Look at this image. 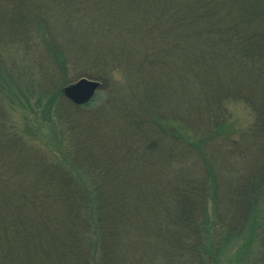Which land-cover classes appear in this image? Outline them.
Wrapping results in <instances>:
<instances>
[{
	"label": "trees",
	"instance_id": "16d2710c",
	"mask_svg": "<svg viewBox=\"0 0 264 264\" xmlns=\"http://www.w3.org/2000/svg\"><path fill=\"white\" fill-rule=\"evenodd\" d=\"M0 27L1 43L26 48L20 70L37 78L24 89L12 73L1 77L0 142L32 156L35 165L21 159L22 168L38 170L29 184L17 173L0 180V264H219L208 152L229 134L225 100L256 86L264 0H0ZM138 34L146 46L130 44ZM258 68L264 79V61ZM82 77L102 83L100 108L83 111L96 98L75 106L61 93ZM3 100L35 101V129L46 125L53 139L49 155L25 150ZM257 113L264 154L263 107ZM174 115L193 125L198 140L176 135L168 125ZM161 120L163 149L147 143ZM260 184L237 190L229 208L235 223L248 221ZM257 240L253 264H264V229Z\"/></svg>",
	"mask_w": 264,
	"mask_h": 264
},
{
	"label": "rangeland",
	"instance_id": "374dc122",
	"mask_svg": "<svg viewBox=\"0 0 264 264\" xmlns=\"http://www.w3.org/2000/svg\"><path fill=\"white\" fill-rule=\"evenodd\" d=\"M61 20L63 23L65 22L64 18H61ZM57 28L60 31V34L61 32H68L67 28L65 30L64 26L56 27V29ZM0 30L2 31L1 27ZM22 31L25 30L22 29ZM36 35L37 34L35 32H32V34H30V37L34 39L36 38ZM73 35H75V33ZM140 35L141 34H138V36H136L133 39L132 43L130 42V44H145L146 46V43H148V38ZM97 45L101 46L98 43ZM22 51H26V48H22L20 44L9 42L5 44L4 41L2 43L0 42V81H2L1 77L5 78L7 75H10L9 73H12L11 76H13V80L14 78L16 80L17 78H19L18 85H20L24 89L27 87L28 89H32V81L33 79L35 80L37 78H34L33 74L30 72V70L27 69L26 66L24 67V69H22V71L20 70V68L24 66L25 62V60L23 61L24 55ZM262 56L259 55L256 59V78L254 77L256 79H254V81L256 82V86L252 85L253 89L244 88L243 93L235 92L236 94H232L231 97L225 100L223 106L227 111V117L226 123H224L226 128L229 129V134L228 136H226L227 138L222 137L221 140L216 139V141H214L215 147H212L211 151L208 152V157H210L209 161L211 162L209 167L215 170L214 179H216L214 182V195H216V198L215 202H213V199H209L208 211L210 221L217 225V228L221 232V236L218 238V247L220 246L221 248L220 254H217L219 264H253L255 262L256 253L258 250V240L256 241V229H264V225L259 226L256 223V210L260 215V219L261 217L262 220L264 219V191L262 193V191L259 189V193L257 195L256 191L254 193V196L251 195L252 197H254V200H257V203L256 205H254V207H252L251 213L248 217V221H245V219H241L240 221L238 220V222L235 223L237 216H235V213L232 214V211H229V208H232L231 202L234 201L236 192L241 187V184L243 182H246V186L248 185L249 187H245L246 191L251 192V190L253 189L252 182H254L255 180L256 182L261 181L262 184H260L259 186L264 190V154L260 144L258 143L259 139H261L259 133L261 130H258L257 128L259 122L261 123L260 120H262L257 111H259V108L262 107L264 111V91L262 93L258 89L261 86H264V83L259 82V80L264 82V79H261L260 77L261 72L260 75H258V65L260 63L263 64L264 61V58ZM158 59L159 58L157 57V60ZM46 60H44V62H46ZM1 62H3V64ZM245 71H247V69H244V72ZM119 74L124 77V74H122L121 72ZM157 74H159V72H157ZM244 77L249 82V78L246 76ZM44 78L46 79L45 75L43 74L42 79ZM77 80L73 81L72 83L76 82ZM122 85L124 86V84ZM63 88L64 86L61 89L62 94ZM249 92L251 95H249ZM31 93H34V91L32 90ZM104 95V90L100 88L95 93L94 98L96 99L93 105H91V107H88L87 109H84L83 111H87L88 109L91 110L94 107L100 108L105 99L103 98ZM160 101L162 100L160 99ZM33 103H35L34 100L29 101L27 106H23L18 102L3 100L1 106L6 112L7 125L10 124L15 131L23 134L21 136L23 137L22 142L25 143L26 146L25 150L30 153L33 150V147H37L43 155H49L50 152L46 146L52 147L54 145V143H52L53 139L52 137H46L48 136L47 134L49 131L47 130L48 128L46 125L39 126V131H36L35 125H37L38 121L34 114L30 112V105L32 104V106L35 107ZM45 103L46 101H44V103L42 102L41 104L43 105ZM162 110L163 109L161 103V105L158 107V111L162 112ZM161 114L162 113H160V115L156 113L155 116L161 118L163 116V114ZM170 118L171 120L169 121L168 125L176 130V135L191 137L194 139V127L193 125L188 123L187 119H180L177 115H174L173 117L171 116ZM109 123L111 124V122ZM103 124L104 126H106V123ZM161 125H164L162 120L160 123L155 124L157 129V134H153L155 139L147 142L155 148L159 147V149H163L164 142L166 141L164 140L165 133L162 131L163 128H161ZM66 129L58 126V131L60 132L59 135H64L63 132H65ZM110 130L112 129L110 128ZM262 131H264V128L262 129ZM111 134L112 133H110V135ZM195 138L198 140L197 137ZM114 143L118 144V142L116 141ZM122 144L123 142L121 143V145ZM67 145L68 143H65L61 145V147L64 148ZM125 145L126 144L124 142L123 146ZM113 147L114 146L112 145V142H108L103 146V148H106L109 151ZM121 149L123 150L124 148L121 147ZM51 157L52 156H50V158ZM21 159H23L24 162L28 163L31 160L32 165H35L32 160V156L24 154L23 150H21L20 148L16 149L14 145H5L0 142V180L4 179V176H7L6 178H12L14 177L13 175L17 173L22 182H24L25 184H29V182L34 181L33 177L36 178L34 172L38 171L37 168L35 169L36 171L28 170V168L32 166L22 168L24 162H21ZM190 169L194 171L193 168ZM254 177L256 178L254 179ZM216 208H218V210H216ZM215 210L219 212V216ZM252 213L255 215L252 216ZM227 229L243 230L238 232V234L236 235V232H231L230 234L229 230ZM205 262H207V259L203 264H207Z\"/></svg>",
	"mask_w": 264,
	"mask_h": 264
},
{
	"label": "water",
	"instance_id": "95a60500",
	"mask_svg": "<svg viewBox=\"0 0 264 264\" xmlns=\"http://www.w3.org/2000/svg\"><path fill=\"white\" fill-rule=\"evenodd\" d=\"M101 88V82L88 78H81L73 84L63 88V94L75 105L87 104Z\"/></svg>",
	"mask_w": 264,
	"mask_h": 264
}]
</instances>
